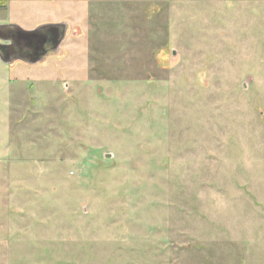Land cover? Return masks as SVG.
Returning <instances> with one entry per match:
<instances>
[{
	"label": "rangeland",
	"instance_id": "374dc122",
	"mask_svg": "<svg viewBox=\"0 0 264 264\" xmlns=\"http://www.w3.org/2000/svg\"><path fill=\"white\" fill-rule=\"evenodd\" d=\"M89 6L0 59V264H264V0Z\"/></svg>",
	"mask_w": 264,
	"mask_h": 264
},
{
	"label": "crops",
	"instance_id": "0c3cea01",
	"mask_svg": "<svg viewBox=\"0 0 264 264\" xmlns=\"http://www.w3.org/2000/svg\"><path fill=\"white\" fill-rule=\"evenodd\" d=\"M90 0H0V25H7L4 31H0V43L8 44L11 43V35L15 32V26H18L25 30H31L35 27L45 24V23H65L66 24V36L70 30L69 20L64 16L66 12H74V13H82L87 11ZM53 7H57L54 9ZM20 10L23 14L35 13V12H44L46 16L43 18L42 22L40 21L33 27H25L21 23L14 21L10 16L12 15V11ZM53 11V17L49 18L48 12ZM55 10L60 11L56 13ZM49 21V22H46ZM66 36L62 40H65ZM60 43L59 48L49 54L46 55H54L60 53V48L62 45ZM8 55H14L12 52L8 53ZM16 55V54H15ZM17 59H12L9 63L15 62ZM24 63H29L26 59H19Z\"/></svg>",
	"mask_w": 264,
	"mask_h": 264
},
{
	"label": "water",
	"instance_id": "95a60500",
	"mask_svg": "<svg viewBox=\"0 0 264 264\" xmlns=\"http://www.w3.org/2000/svg\"><path fill=\"white\" fill-rule=\"evenodd\" d=\"M7 25H0V31H4ZM55 27H61L62 30H60V32L58 30H56L55 33V38L56 41L54 43L55 47L58 46L59 42L64 38L65 36V30H66V24L65 23H45V24H41L37 27H35L34 29L31 30H25L22 29L18 26H15L14 29V33L11 35V43L8 44H4V43H0V59L6 63H9L12 59L9 58V55H7L5 49L6 47L9 48H13L14 44H16V42L20 41V40H27L28 44L30 42V44H33V41L31 39H33L34 37H36L38 34H42V36L40 37V39L38 40L36 46H35V52L30 54V56L22 57V56H16L14 59H26L29 63H35L38 62L40 60H42L46 55V52L42 49L43 44L45 42L46 39V33H45V29L48 28H54ZM53 29V30H54ZM29 49H34V47H32V45L29 46ZM18 55V54H17ZM21 55V54H19Z\"/></svg>",
	"mask_w": 264,
	"mask_h": 264
},
{
	"label": "flooded vegetation",
	"instance_id": "af4514ba",
	"mask_svg": "<svg viewBox=\"0 0 264 264\" xmlns=\"http://www.w3.org/2000/svg\"><path fill=\"white\" fill-rule=\"evenodd\" d=\"M54 28H48V29H45V33H46V39H45V42L43 44V47L42 49L46 52V54H49V53H52L54 51H56L59 46H60V43L62 42V39L58 46L55 47L54 43L56 41V38H55V33H56V30H58L60 32L61 27H55V29L53 30ZM65 32H67V29L65 30ZM71 32H68L67 34H69ZM42 36V34H38L36 37H34L33 39H31L33 41V44H28L27 40H20L18 42H16V44H14V47L13 48H9V47H6L5 50L6 52L4 53H10L12 52L14 55H9V58L10 59H13L15 58L16 56H22V57H27V56H30V54L34 53L35 52V46L38 42V40L40 39V37ZM65 36H66V33H65ZM64 36V37H65ZM32 45V47H34V49H29V46ZM16 54V55H15ZM18 54V55H17ZM21 54V55H19ZM45 54V55H46Z\"/></svg>",
	"mask_w": 264,
	"mask_h": 264
}]
</instances>
